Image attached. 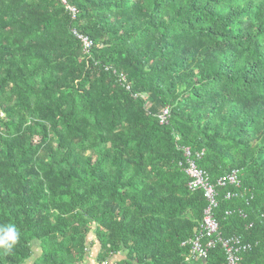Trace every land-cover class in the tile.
Instances as JSON below:
<instances>
[{
  "label": "trees",
  "instance_id": "16d2710c",
  "mask_svg": "<svg viewBox=\"0 0 264 264\" xmlns=\"http://www.w3.org/2000/svg\"><path fill=\"white\" fill-rule=\"evenodd\" d=\"M66 1L0 0V264H227L184 244L208 202L183 147L240 171L254 197L219 187L215 213L264 264V0Z\"/></svg>",
  "mask_w": 264,
  "mask_h": 264
},
{
  "label": "built area",
  "instance_id": "2783aa9c",
  "mask_svg": "<svg viewBox=\"0 0 264 264\" xmlns=\"http://www.w3.org/2000/svg\"><path fill=\"white\" fill-rule=\"evenodd\" d=\"M63 2L67 3L66 0H63ZM68 8L71 10L73 17L75 18L78 13L77 7L68 5ZM73 32L83 41L84 49H90L93 41L85 34L80 33L77 29H73ZM106 69H110V67L107 66ZM170 116V107H165L158 114L161 124L169 123ZM183 149L187 163L181 162L179 164L191 179L189 182L190 187L193 190L202 188L208 202L204 210L203 219L197 232L195 233V236L190 238L187 242H184V244L190 243L192 245L191 254L200 258H206L208 251L211 248L221 246L226 253L227 264H239L241 253L251 250L254 245L252 242L246 241L242 235L234 234L230 236H223L221 234L220 223L215 213L219 203L218 188L226 186L235 187L236 189L233 188L228 191L226 197L229 199L232 197L246 198L248 194H250L249 198L246 200L248 204L250 199L254 197V193L250 192L247 187L243 186L240 171L238 169H234L231 172L222 175L216 181H212L209 172L200 167L197 163V158H200L204 154V151L197 152L195 158L190 147H183ZM226 214H238L243 218H246L248 215L242 207L229 209ZM252 226H254L253 221L248 224V227ZM101 264H107V262H102Z\"/></svg>",
  "mask_w": 264,
  "mask_h": 264
},
{
  "label": "clouds",
  "instance_id": "9594fccd",
  "mask_svg": "<svg viewBox=\"0 0 264 264\" xmlns=\"http://www.w3.org/2000/svg\"><path fill=\"white\" fill-rule=\"evenodd\" d=\"M20 240V233L15 225H0V249L10 253Z\"/></svg>",
  "mask_w": 264,
  "mask_h": 264
},
{
  "label": "rangeland",
  "instance_id": "374dc122",
  "mask_svg": "<svg viewBox=\"0 0 264 264\" xmlns=\"http://www.w3.org/2000/svg\"><path fill=\"white\" fill-rule=\"evenodd\" d=\"M35 250H36V254L34 255V258H35L37 255H39V253H40V251H39L38 249H35ZM116 258L119 259V256H116ZM86 264H92V263H90V262L88 263V262H87Z\"/></svg>",
  "mask_w": 264,
  "mask_h": 264
}]
</instances>
